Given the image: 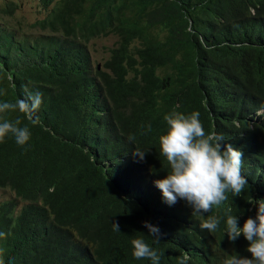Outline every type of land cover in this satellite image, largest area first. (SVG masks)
<instances>
[{
    "label": "trees",
    "instance_id": "1",
    "mask_svg": "<svg viewBox=\"0 0 264 264\" xmlns=\"http://www.w3.org/2000/svg\"><path fill=\"white\" fill-rule=\"evenodd\" d=\"M38 1L35 35L8 23L16 3L0 8V103L42 93L35 123L0 114L30 131L23 146L0 141V189L15 194L0 203V264H152L133 257L136 238L159 264L250 258L224 233L228 215L242 226L264 199V0ZM109 37L99 70L89 45ZM174 111L199 112L206 134L242 152L247 184L204 216L153 184L170 172L159 137ZM209 216L214 232L200 227Z\"/></svg>",
    "mask_w": 264,
    "mask_h": 264
},
{
    "label": "clouds",
    "instance_id": "2",
    "mask_svg": "<svg viewBox=\"0 0 264 264\" xmlns=\"http://www.w3.org/2000/svg\"><path fill=\"white\" fill-rule=\"evenodd\" d=\"M41 103L42 93L27 92L26 98L18 99L15 103H0V114L18 110L35 123V114ZM199 115V112L185 115L174 111L164 116L167 129L166 134L159 137V144L161 155L170 166V172L165 178L153 181L165 203L174 205L178 200H183L191 207L193 216H204L213 205H220L228 199L226 192L239 194L247 184L241 174L242 152L234 149L231 144L224 143L223 134H206ZM20 124L19 118L14 122L0 120V141L11 134L18 145H25L30 138V131L26 126L19 127ZM133 154L142 160L145 152L134 150ZM254 206L255 218L249 217L242 226H238L237 216L228 215L224 233L231 242L242 235L248 242L246 251L250 258L236 253L227 258L224 264H264V199L254 200ZM220 223V217L209 216L200 227L214 232ZM113 227L119 232L118 223H113ZM143 227L147 229V235L152 238L153 243L160 242L158 227L148 222H144ZM131 245L135 259H147L152 264H159L160 255L144 239H132Z\"/></svg>",
    "mask_w": 264,
    "mask_h": 264
},
{
    "label": "rangeland",
    "instance_id": "3",
    "mask_svg": "<svg viewBox=\"0 0 264 264\" xmlns=\"http://www.w3.org/2000/svg\"><path fill=\"white\" fill-rule=\"evenodd\" d=\"M14 2L18 6L15 17L12 20L7 19L8 23L13 27L19 28L23 34L35 35L37 32L33 30V25L37 19L42 18L39 12L42 10L38 0H0V8L4 3ZM0 18V24L7 22ZM117 38L109 37L92 41L89 45L90 52L93 57L94 66L102 68L105 61L109 58V51L115 47ZM15 194L9 189H0V203L10 200ZM24 203L21 204L23 206Z\"/></svg>",
    "mask_w": 264,
    "mask_h": 264
},
{
    "label": "water",
    "instance_id": "4",
    "mask_svg": "<svg viewBox=\"0 0 264 264\" xmlns=\"http://www.w3.org/2000/svg\"><path fill=\"white\" fill-rule=\"evenodd\" d=\"M98 69L100 70V69H101V67H100V66H98Z\"/></svg>",
    "mask_w": 264,
    "mask_h": 264
}]
</instances>
